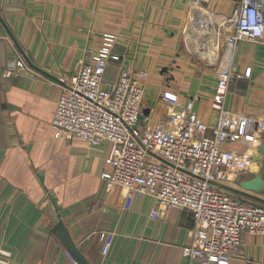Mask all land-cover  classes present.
Here are the masks:
<instances>
[{
    "label": "crops",
    "instance_id": "crops-1",
    "mask_svg": "<svg viewBox=\"0 0 264 264\" xmlns=\"http://www.w3.org/2000/svg\"><path fill=\"white\" fill-rule=\"evenodd\" d=\"M264 1V0H263ZM240 0H0V261L3 264H78L55 227L62 222L90 264H199L185 258L193 240L191 212L171 209L152 218L158 203L135 197L124 210L128 190L109 191L104 172L113 145H90L80 138L55 139L51 130L62 87L106 35L116 37L108 62L107 87L123 71H145L141 127L167 125L165 92L180 105L194 102L200 118L217 123L214 108L219 70L232 80L225 109L264 120V37L241 41L231 59L223 38L201 54L185 45L186 27L198 11L216 31ZM8 38V39H6ZM24 57L36 73L17 66L20 77H3L10 62ZM230 61V62H228ZM250 70V76H246ZM109 85V86H108ZM261 144L254 149L253 157ZM250 144H229L246 151ZM263 159L222 189L241 202L264 205V192L247 191L238 181L261 175ZM247 193L259 200L244 195ZM114 235L104 256L103 234ZM231 264H264V237L245 233Z\"/></svg>",
    "mask_w": 264,
    "mask_h": 264
},
{
    "label": "built area",
    "instance_id": "built-area-1",
    "mask_svg": "<svg viewBox=\"0 0 264 264\" xmlns=\"http://www.w3.org/2000/svg\"><path fill=\"white\" fill-rule=\"evenodd\" d=\"M228 24L230 30L216 31L212 18L198 11L186 27L187 49L201 54L214 45L216 35L224 39L231 59L241 41L264 37V1L240 0ZM115 40V36L106 35L101 48L92 51L89 62L82 61L76 75L62 87L51 124L54 138H80L94 146L111 143L110 169L102 178L109 191L116 187L128 190L123 209L128 210L135 197L149 196L158 203L152 218L171 209L191 212L193 240L183 249L185 258L199 264H231L245 233L264 237V205L241 202L222 185L232 183L252 166L254 149L264 137V120L225 109L232 80L230 67H225L218 73L215 125L200 118L193 101L180 105L176 94L165 92L163 100L170 108L168 124L154 128L147 116L141 127L144 83L149 74L123 71L117 82L107 87L108 62L119 60L113 55ZM17 66L36 74L21 57L8 64L3 77H20L15 72ZM241 142L249 143V149H227V145ZM113 237L112 233L103 234L104 256Z\"/></svg>",
    "mask_w": 264,
    "mask_h": 264
},
{
    "label": "water",
    "instance_id": "water-1",
    "mask_svg": "<svg viewBox=\"0 0 264 264\" xmlns=\"http://www.w3.org/2000/svg\"><path fill=\"white\" fill-rule=\"evenodd\" d=\"M264 156V145L258 148L256 151L253 161L254 163H259ZM240 187L247 191H253L262 193L264 192V159H263V166H262V172L260 176L255 177L252 180L249 181H241L239 179L238 181ZM244 195L249 196L250 198L257 199L256 197L249 195L247 193H244ZM54 232L59 236L64 246L67 248L68 252L72 255V257L76 260L78 264H90L86 258L83 256L81 251L78 249L77 245L72 240L69 232L65 228L64 224L60 222L54 229Z\"/></svg>",
    "mask_w": 264,
    "mask_h": 264
}]
</instances>
